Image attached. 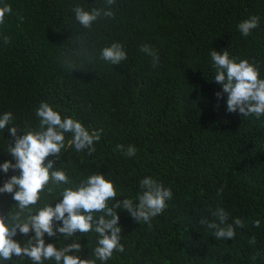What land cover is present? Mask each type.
<instances>
[{"label": "trees", "instance_id": "16d2710c", "mask_svg": "<svg viewBox=\"0 0 264 264\" xmlns=\"http://www.w3.org/2000/svg\"><path fill=\"white\" fill-rule=\"evenodd\" d=\"M6 2L12 14L0 32L11 43L5 45L0 35V115L11 111L12 126L22 136L39 130L35 110L45 101L62 118L103 130L91 155L68 147L59 158H46L45 164L54 162L53 170L66 171L69 183L50 182L53 193L46 188L33 211L46 203L54 206L65 188L75 189L92 174L114 182L117 196L109 206L135 200L140 181L152 177L171 189L172 199L151 228L117 209L125 250L114 251L106 264H264V116L227 111V94L220 100L215 95L222 86L213 80L210 56L213 49H225L237 60L254 62L264 79V0H116L114 16H101L91 29L76 21L73 9H106V0ZM252 15L260 17L259 26L244 37L237 25ZM112 42L124 46L127 60L100 59L101 49ZM142 44L156 51L155 67L140 51ZM69 59L77 64L71 71L65 65ZM71 136L65 134L66 143ZM11 143L7 129L0 130V164L15 163L8 154ZM119 144L135 146L137 154L124 155ZM19 174L0 170V187ZM16 204L12 194L0 193V212L7 215ZM220 207L229 222L244 220L233 240H217L200 224L214 220ZM257 219L259 228L252 223ZM32 235L14 239L23 246ZM97 239L94 230L67 240L45 234V243L57 248L79 240L82 259L91 256ZM0 264L33 262L13 256Z\"/></svg>", "mask_w": 264, "mask_h": 264}, {"label": "clouds", "instance_id": "9594fccd", "mask_svg": "<svg viewBox=\"0 0 264 264\" xmlns=\"http://www.w3.org/2000/svg\"><path fill=\"white\" fill-rule=\"evenodd\" d=\"M109 6L105 8H92L90 11L81 6H76L73 11L76 21L84 28L91 29L92 25L101 16L111 18L114 16L112 6L116 0H106ZM12 14L11 5L6 0H0V26L6 24V16ZM23 22V17H19ZM260 17L252 15L241 21L237 27L239 32L247 37L252 30L259 26ZM3 43L8 45L11 38L0 32ZM140 51L152 58L153 66L159 62L156 51L149 44H142ZM212 67L215 69L214 81L222 86V91L215 93L218 100L227 94V111L238 112L244 117L255 115L257 119L264 116V79L254 62L248 59L237 60L231 57L227 50L210 53ZM127 53L120 42H112L100 51V59L111 64H120L127 60ZM65 65L70 71L77 67L74 60H66ZM39 118V130H28L22 136L17 135L18 128L12 126L14 120L11 111L0 115V130L7 131L14 138L8 148L12 160L0 164V170L5 174L12 170H19V175H12L0 187V193L12 194L17 202L15 210L7 215L0 212V260L10 261L13 256L27 257L33 264H44V261H55V264H106L113 257L114 251L124 252L121 243V228L118 227L119 215L117 209H124L136 221L143 222L151 228V221L162 214L167 208V201L172 199L173 193L163 183L145 177L140 181V193L135 200L125 198L109 206L117 196V190L111 179H106L103 174H92L81 180L75 188H65L61 193L62 199L54 203H46L35 212L34 205L41 199V193L47 188L49 194L53 188L47 187L50 182L59 185L69 183L68 175L63 169L53 170L54 162L46 158L49 156L60 157L62 149L74 147L77 152L87 149L88 155L95 152L94 143L101 138L100 130L89 129L84 124L70 116L62 118L61 113L54 110L53 106L42 101L35 110ZM11 125V127H9ZM71 133V139L65 142V134ZM117 150L124 155L133 157L137 149L133 145H117ZM223 188L217 190V194ZM100 213V215H96ZM212 215L214 220L201 219L200 224L211 230L217 240L234 239L237 228L245 226L244 220L237 217L229 222V213L222 207L217 208ZM56 222H61L57 225ZM253 225L260 227V220H254ZM95 231L98 235L97 246L91 256L82 259L79 255L82 245L77 240L57 248L53 243H45V234L55 237L63 234L65 240L75 236L77 232L87 234ZM23 246L14 239L18 234L28 237ZM256 243L255 236L251 237L249 244Z\"/></svg>", "mask_w": 264, "mask_h": 264}]
</instances>
